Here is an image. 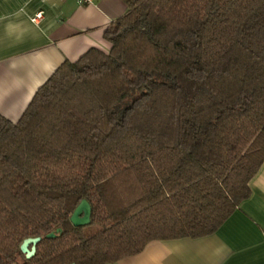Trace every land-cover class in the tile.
Returning a JSON list of instances; mask_svg holds the SVG:
<instances>
[{
    "label": "trees",
    "instance_id": "trees-1",
    "mask_svg": "<svg viewBox=\"0 0 264 264\" xmlns=\"http://www.w3.org/2000/svg\"><path fill=\"white\" fill-rule=\"evenodd\" d=\"M124 2L107 51L62 63L17 121L0 114V264L114 263L210 235L250 195L264 0ZM83 200L89 222L75 225Z\"/></svg>",
    "mask_w": 264,
    "mask_h": 264
},
{
    "label": "crops",
    "instance_id": "crops-1",
    "mask_svg": "<svg viewBox=\"0 0 264 264\" xmlns=\"http://www.w3.org/2000/svg\"><path fill=\"white\" fill-rule=\"evenodd\" d=\"M126 11L124 0H0V114L17 121L62 63L90 48L108 50L104 31ZM249 187V197L214 233L154 240L107 264H264V163Z\"/></svg>",
    "mask_w": 264,
    "mask_h": 264
},
{
    "label": "water",
    "instance_id": "water-1",
    "mask_svg": "<svg viewBox=\"0 0 264 264\" xmlns=\"http://www.w3.org/2000/svg\"><path fill=\"white\" fill-rule=\"evenodd\" d=\"M89 212L90 207L88 203L83 200L80 202V204L77 206L76 210L74 211L71 221L75 225L85 224L89 222ZM82 214V216H80ZM56 232H60V228H57L55 230ZM48 238H53L55 236L54 232H50L46 235ZM40 237H29L23 240V242L20 245V250L23 254H25L26 258H30L35 253V247L36 244L39 242Z\"/></svg>",
    "mask_w": 264,
    "mask_h": 264
},
{
    "label": "built area",
    "instance_id": "built-area-1",
    "mask_svg": "<svg viewBox=\"0 0 264 264\" xmlns=\"http://www.w3.org/2000/svg\"><path fill=\"white\" fill-rule=\"evenodd\" d=\"M75 1H76V3L79 4V5H84V4H89V3H91V0H75ZM41 15H42V12H38V13L34 16L33 20H34V21L37 20L38 18L41 17Z\"/></svg>",
    "mask_w": 264,
    "mask_h": 264
},
{
    "label": "rangeland",
    "instance_id": "rangeland-1",
    "mask_svg": "<svg viewBox=\"0 0 264 264\" xmlns=\"http://www.w3.org/2000/svg\"><path fill=\"white\" fill-rule=\"evenodd\" d=\"M104 51H107V50H104ZM80 216H82V214Z\"/></svg>",
    "mask_w": 264,
    "mask_h": 264
}]
</instances>
